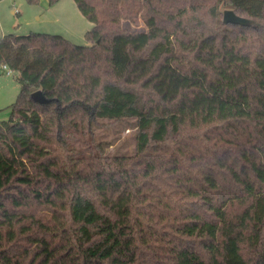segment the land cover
I'll return each instance as SVG.
<instances>
[{"label": "trees", "instance_id": "1", "mask_svg": "<svg viewBox=\"0 0 264 264\" xmlns=\"http://www.w3.org/2000/svg\"><path fill=\"white\" fill-rule=\"evenodd\" d=\"M74 2L84 45L0 37V264H264V0ZM125 118L134 155L75 145Z\"/></svg>", "mask_w": 264, "mask_h": 264}, {"label": "rangeland", "instance_id": "2", "mask_svg": "<svg viewBox=\"0 0 264 264\" xmlns=\"http://www.w3.org/2000/svg\"><path fill=\"white\" fill-rule=\"evenodd\" d=\"M219 8L224 9L220 5ZM122 24L129 30L144 28L141 21L136 23L122 21ZM91 26L92 23L80 13L74 0H58L51 5L48 0H0V36L9 33L15 35L30 32L49 33L61 35L76 44L84 45L86 44L84 33ZM19 90L16 74H7L0 64V120L9 118L10 105L16 100ZM135 137V119L125 118L118 121L99 119L93 126V133H88L86 137L79 136L80 141L75 145L88 151L90 145L88 140L93 138L92 145L98 144L99 149L102 147L104 155L131 156L135 153ZM191 144L199 147L198 142ZM98 148L94 147V150Z\"/></svg>", "mask_w": 264, "mask_h": 264}, {"label": "water", "instance_id": "3", "mask_svg": "<svg viewBox=\"0 0 264 264\" xmlns=\"http://www.w3.org/2000/svg\"><path fill=\"white\" fill-rule=\"evenodd\" d=\"M223 23L240 24V25H251L252 21L246 17L237 15L232 9H225L222 16ZM31 100L38 104H47L52 100L47 98L40 89L34 90L30 94Z\"/></svg>", "mask_w": 264, "mask_h": 264}, {"label": "built area", "instance_id": "4", "mask_svg": "<svg viewBox=\"0 0 264 264\" xmlns=\"http://www.w3.org/2000/svg\"><path fill=\"white\" fill-rule=\"evenodd\" d=\"M2 67H3V69L5 70V72H6L7 74H11V73H13V72L11 71V69H9L6 65H2Z\"/></svg>", "mask_w": 264, "mask_h": 264}, {"label": "crops", "instance_id": "5", "mask_svg": "<svg viewBox=\"0 0 264 264\" xmlns=\"http://www.w3.org/2000/svg\"><path fill=\"white\" fill-rule=\"evenodd\" d=\"M1 36H3V35H1ZM1 36H0V37H1ZM2 68H3V67H2ZM3 71H5V70L3 69Z\"/></svg>", "mask_w": 264, "mask_h": 264}]
</instances>
